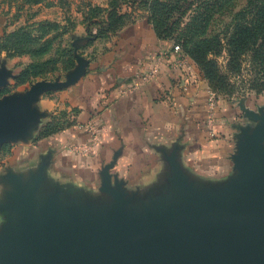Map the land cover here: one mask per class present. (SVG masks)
<instances>
[{
	"label": "crops",
	"instance_id": "crops-1",
	"mask_svg": "<svg viewBox=\"0 0 264 264\" xmlns=\"http://www.w3.org/2000/svg\"><path fill=\"white\" fill-rule=\"evenodd\" d=\"M168 44L146 20L124 26L69 86L39 95L0 166V236H10L15 264L36 245L72 257V245L97 244L121 213L128 224L165 234L172 223L225 218L235 204L242 143L264 127V93L217 96L189 63L161 64L158 78L138 86ZM69 123L39 137L51 121ZM63 120V122H66ZM93 124L98 142L84 127ZM253 161L264 170V133ZM74 148H79L73 150ZM2 260L0 259V264Z\"/></svg>",
	"mask_w": 264,
	"mask_h": 264
},
{
	"label": "water",
	"instance_id": "water-1",
	"mask_svg": "<svg viewBox=\"0 0 264 264\" xmlns=\"http://www.w3.org/2000/svg\"><path fill=\"white\" fill-rule=\"evenodd\" d=\"M37 83L19 99L0 103V145L18 136L20 126L31 118V105L50 89L69 86ZM80 72V71H79ZM264 127L257 129L242 143L235 166L241 172L236 184L239 192L230 214L225 218L206 219L203 227L195 223L202 212H194L172 223L161 235L152 230L145 234L141 226L128 224L120 213L102 230L97 244L92 241L72 245L71 264H264V170L253 161L258 156V142ZM10 236H0L1 264H15ZM31 261L23 264H65L64 253L51 257L49 250L36 245Z\"/></svg>",
	"mask_w": 264,
	"mask_h": 264
},
{
	"label": "rangeland",
	"instance_id": "rangeland-1",
	"mask_svg": "<svg viewBox=\"0 0 264 264\" xmlns=\"http://www.w3.org/2000/svg\"><path fill=\"white\" fill-rule=\"evenodd\" d=\"M248 1L229 0L224 9L213 14L212 20H209L208 25L200 32L190 27L186 28L191 13L188 12L179 20L178 13H172L171 19L166 21L169 30L172 31L164 40L168 44L167 50L173 53V50L178 48L179 54L182 53L180 36L183 31L187 36L197 38L209 37L230 28L233 14L242 9ZM17 4L10 6L0 0V103L8 99H19L37 83L59 86L69 82L74 76L79 60L83 57L93 59L95 54H98V49L104 48L107 41L121 30L114 33L105 32L108 24L107 14L113 4L119 6V15L126 17L122 22L123 27L136 20H146L150 24L149 17L153 6L152 0H67V6L64 7L58 0H46L37 6H26L18 11ZM157 10L161 9L158 7ZM18 30H23L17 36L21 39L22 51L7 53L2 48V39L5 34L9 35ZM183 55L181 58L185 64L189 63L200 73L198 65L186 54ZM174 56L181 59L178 54ZM215 60L219 72L227 75L228 86H231L230 98L258 95L251 87L256 76L248 59L242 64L238 74L227 73L225 70L227 63L225 54ZM212 92L215 94L214 90ZM46 93L50 96L55 90L50 89ZM63 120L66 119L61 116L57 125L61 127V122L63 126L69 123L68 119L66 122ZM9 147L7 144L0 145V166L11 150Z\"/></svg>",
	"mask_w": 264,
	"mask_h": 264
},
{
	"label": "trees",
	"instance_id": "trees-1",
	"mask_svg": "<svg viewBox=\"0 0 264 264\" xmlns=\"http://www.w3.org/2000/svg\"><path fill=\"white\" fill-rule=\"evenodd\" d=\"M8 5L17 4V10L21 11L26 6H37L46 0H2ZM229 0H167L159 2L152 0V12L149 20L157 38L164 41L172 31L169 30L166 21L171 19V14L178 13V18L182 19L189 14V24L186 28H193L197 32L204 30L212 20L215 12L224 9ZM173 2L174 4L172 5ZM62 6H67V0H58ZM161 10H157V8ZM119 6L113 4L107 14V26L105 32H117L123 28V19L118 12ZM121 27V28H120ZM23 30L15 31L12 34H5L2 39V48L7 53L21 52L18 33ZM200 34V33H199ZM203 34V33H202ZM181 50L183 54L194 61L201 76L208 83L209 89L215 91V95L229 97L231 86H228L227 75L219 72L215 58L225 54L227 63V73H240L242 64L249 60L251 70L255 73L256 79L252 81L251 87L258 92L264 93V0H249L246 5L238 12L233 14L230 28L222 32L209 36L193 38L187 36L183 31L181 34ZM212 89H211V88ZM219 94H218V93ZM61 125V124H60ZM62 129L55 120L48 123L40 132L39 137L47 136L55 131Z\"/></svg>",
	"mask_w": 264,
	"mask_h": 264
},
{
	"label": "built area",
	"instance_id": "built-area-1",
	"mask_svg": "<svg viewBox=\"0 0 264 264\" xmlns=\"http://www.w3.org/2000/svg\"><path fill=\"white\" fill-rule=\"evenodd\" d=\"M178 48L173 50V53L174 54H178L181 58L184 57V55L180 52ZM163 61H166L168 65H170L171 67H175V68H180V67H183L185 66V61L183 58L181 59H176L174 57V61H171L170 64L168 63V61H170L168 58H167V53L166 52H163V53H160L159 56L155 59V62L153 63L152 67L142 73L139 77V80H138V86H143V85H146V84H149L151 83L152 81L156 80L160 74V69H161V64ZM215 98H216V95L211 92V94L209 95V100H208V103H209V109L212 110V108L214 107V102H215ZM84 127L86 129V131L89 133L90 137H91V143L88 145V144H85L84 146H81L80 149L79 148H74L73 150H82V151H85V152H88L91 147H93V145L97 144L98 142V132H97V129L96 127L93 126V124H85L84 126H79V128H82Z\"/></svg>",
	"mask_w": 264,
	"mask_h": 264
}]
</instances>
